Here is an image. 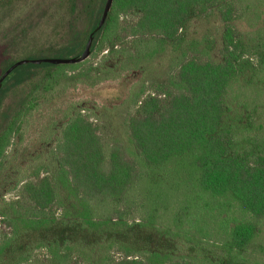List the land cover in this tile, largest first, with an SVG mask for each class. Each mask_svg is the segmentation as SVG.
<instances>
[{
  "label": "trees",
  "instance_id": "1",
  "mask_svg": "<svg viewBox=\"0 0 264 264\" xmlns=\"http://www.w3.org/2000/svg\"><path fill=\"white\" fill-rule=\"evenodd\" d=\"M105 3L60 0L66 13L56 23L66 39L44 49L80 56ZM214 6L226 24L221 60L204 44L208 38L186 43L181 36L193 17ZM237 7L235 0H114L94 33L90 56L108 51L95 66L70 75L88 58L26 63L5 78L0 222L10 231L3 233L0 264H24L40 248L59 264L76 250L93 259L105 255V261L96 260L102 264H246L234 253L252 242L264 219V139L239 138V108L230 96L263 81L264 41L243 42L233 23ZM17 60L8 59L0 77ZM151 80L157 82L147 93ZM70 82L91 94L69 102ZM110 83L126 90L112 105L95 98L98 88ZM131 107L134 113L123 123L131 145L106 148L91 116L114 127L118 113ZM60 131L55 180L41 176L40 168L36 180H28V164L41 157L29 154L28 146L35 141L52 146ZM20 185L23 198L7 200L5 195ZM139 187L148 190L153 210L178 206L172 219L176 228L154 216L128 220L122 215L118 205ZM55 205L62 210L58 216L47 212ZM107 205L112 214L104 215ZM215 234L225 238L223 245L212 243L218 250L201 244ZM112 251L120 257L108 255Z\"/></svg>",
  "mask_w": 264,
  "mask_h": 264
},
{
  "label": "rangeland",
  "instance_id": "2",
  "mask_svg": "<svg viewBox=\"0 0 264 264\" xmlns=\"http://www.w3.org/2000/svg\"><path fill=\"white\" fill-rule=\"evenodd\" d=\"M238 8V18L233 23L238 30L239 36H241L243 42L248 45H256L264 41V0H235ZM66 7L60 6V0H14L11 4H0V68L4 66V63L8 59L17 58L21 59H38V58H69L67 54H57L55 52L47 51L44 48H49L53 44H60L66 39L63 35V30L57 29V21L66 13ZM123 19V18H122ZM126 20L130 21L129 16ZM225 22L221 18V11L218 6H214L207 13L201 14L198 17H193L187 24V26L181 31V36L185 38V42L197 39L203 41L204 44L211 45L212 55L217 60L222 59L223 48V32L225 29ZM202 47V46H201ZM108 51H104L97 57H89L87 62L79 67L75 71H69L70 75L78 74L82 71H86L92 65L95 66L106 55ZM17 60V61H18ZM138 79V77L133 78ZM263 81L257 80L258 87H250L248 90L242 88L240 96L233 98L230 96L231 105L234 109H238V123H240V134L242 136L250 137L253 139H264V74L261 78ZM131 80V81H132ZM72 81L73 80H69ZM70 82L67 86V96L69 102H75L80 97L91 94L86 92L88 89L82 84H75ZM157 81H149L146 84L147 93L153 91L152 88L156 85ZM246 90V91H245ZM237 92V91H236ZM238 93V92H237ZM126 96V90L118 86L110 84L103 85L96 91L95 98L98 101L112 105L120 102ZM239 105V106H237ZM237 110V109H236ZM134 113L133 107L130 109H124L116 116L118 119L116 126H108L104 122L96 120L95 117L91 118L100 124V133L102 135L103 142L106 148L115 143H120L125 147L131 145L130 138L125 131L123 123L127 120L130 113ZM236 111L234 110V114ZM84 115H89L88 111H83ZM98 121V122H97ZM247 125V128L244 127ZM60 134L55 137L52 146L41 145L37 141L28 146L29 154L33 156L41 155L37 160H34L28 164V180H36L34 171L40 168V175H49L54 180V176L58 170V158L55 155V147L59 143L62 137ZM12 147L7 149V153L11 152ZM21 185L17 190H14L5 195L7 200L22 199ZM175 200V199H174ZM152 200L149 197V192L146 189L139 187L131 193V197L122 202L118 207L122 211V215L128 220L133 219H148V217L154 216L157 222L161 225H169L172 228H176L172 219L175 217V207H163L160 210L151 207ZM167 208V209H166ZM176 208V209H175ZM169 209V210H168ZM172 209H174L172 211ZM49 214H56L57 216L62 210L55 205L47 211ZM101 213L104 215L112 214L111 205L103 206ZM0 222V243L3 240L4 231H10V228H6ZM177 230V229H175ZM213 235V234H212ZM211 239H205L201 244L209 246L215 250L218 248L211 246L215 243L216 246L220 244L225 238H218V235ZM190 237L194 238L193 235ZM197 238H201L199 235ZM219 240L220 242H218ZM193 243V242H192ZM113 258L120 257L115 251L108 253ZM235 257L244 261L246 264H264V219L259 222L258 232L252 242L241 251L234 253ZM105 255L102 258L93 259L88 255H82L77 250L70 254V259L66 264H102L97 263L96 260H104ZM60 261L46 248H40L36 250L29 262L24 264H59Z\"/></svg>",
  "mask_w": 264,
  "mask_h": 264
},
{
  "label": "water",
  "instance_id": "3",
  "mask_svg": "<svg viewBox=\"0 0 264 264\" xmlns=\"http://www.w3.org/2000/svg\"><path fill=\"white\" fill-rule=\"evenodd\" d=\"M114 0H106L104 11L102 14V17L100 19L99 25L96 28V30L90 35L87 45L83 51V53L78 56V57H69V58H38V59H21L16 61L14 64H12L0 77V87L2 86L3 81L5 78L18 66L26 64V63H34V64H40L43 62H49V63H55V64H60V63H79L85 61L87 58H89L90 53H91V47L94 39V33L99 30L103 24L105 23V20L108 16V13L112 7Z\"/></svg>",
  "mask_w": 264,
  "mask_h": 264
}]
</instances>
